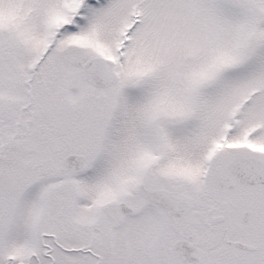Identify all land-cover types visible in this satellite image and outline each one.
Instances as JSON below:
<instances>
[{"label": "snow or ice", "instance_id": "1", "mask_svg": "<svg viewBox=\"0 0 264 264\" xmlns=\"http://www.w3.org/2000/svg\"><path fill=\"white\" fill-rule=\"evenodd\" d=\"M0 264H264V0H0Z\"/></svg>", "mask_w": 264, "mask_h": 264}]
</instances>
